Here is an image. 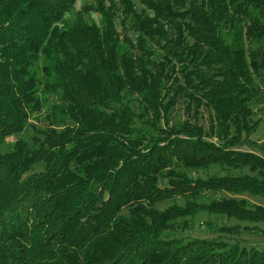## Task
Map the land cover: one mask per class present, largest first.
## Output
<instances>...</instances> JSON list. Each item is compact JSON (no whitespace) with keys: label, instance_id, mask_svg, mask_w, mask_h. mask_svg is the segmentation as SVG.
Here are the masks:
<instances>
[{"label":"trees","instance_id":"16d2710c","mask_svg":"<svg viewBox=\"0 0 264 264\" xmlns=\"http://www.w3.org/2000/svg\"><path fill=\"white\" fill-rule=\"evenodd\" d=\"M138 1L0 0V264H264V249L171 232L201 210L264 221L198 203L253 183L190 173L264 170L240 150L264 102V0ZM180 104L219 142L171 124Z\"/></svg>","mask_w":264,"mask_h":264},{"label":"rangeland","instance_id":"374dc122","mask_svg":"<svg viewBox=\"0 0 264 264\" xmlns=\"http://www.w3.org/2000/svg\"><path fill=\"white\" fill-rule=\"evenodd\" d=\"M136 4L137 10L141 11L143 5L138 0H133ZM93 0H78L75 6V11H80L84 4H91ZM118 29L121 30L119 22ZM199 111V110H198ZM206 111L201 108L197 113L194 110V106L186 107V104L177 105L172 116L171 124L174 122L188 121L191 124L204 125L203 127L208 133L204 134V137L208 141L219 142L216 135L211 131L213 125H209V117ZM44 116L38 115V118H31L29 126L27 128L26 138H30L37 134L36 131L43 127ZM234 129L230 131V138L234 137ZM243 146L240 150L245 152H253L259 156L264 157V102L255 104L253 106V114L250 121V131L244 134L242 137ZM258 167L252 169L251 166L230 167L225 165L223 167L213 166L208 171H190L191 175L196 178L208 179L213 175H217L219 178H225L229 176L236 178V181L243 178V182H250L254 185H241L248 187L247 189L234 192L232 190H224V186H216L218 191L214 193H203L198 203L202 204H218L222 201L234 200L238 204L239 208L244 212L256 213L258 209L264 211V195L258 193L264 188V170ZM240 187V186H239ZM239 187H237L239 189ZM177 206L184 208L186 201L183 197H176L159 202L157 208L159 210H166L169 207ZM203 209V207H201ZM263 211L259 213H263ZM124 214L128 213V210L123 211ZM175 236H191L201 238H220L227 244L239 247H257L264 249V221H251L241 220L234 216L221 213H208L207 211H197L196 213L187 216L183 219H178L175 223L174 229L171 231Z\"/></svg>","mask_w":264,"mask_h":264}]
</instances>
